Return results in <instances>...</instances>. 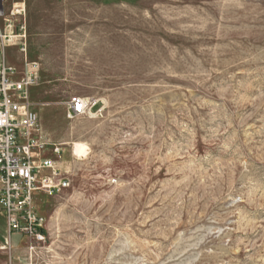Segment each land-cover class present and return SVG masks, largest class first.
<instances>
[{"label": "rangeland", "instance_id": "rangeland-1", "mask_svg": "<svg viewBox=\"0 0 264 264\" xmlns=\"http://www.w3.org/2000/svg\"><path fill=\"white\" fill-rule=\"evenodd\" d=\"M23 1L69 184L0 264H264V0ZM74 96L96 105L69 118Z\"/></svg>", "mask_w": 264, "mask_h": 264}, {"label": "built area", "instance_id": "built-area-1", "mask_svg": "<svg viewBox=\"0 0 264 264\" xmlns=\"http://www.w3.org/2000/svg\"><path fill=\"white\" fill-rule=\"evenodd\" d=\"M0 0V17L6 12ZM14 20L7 21L11 33H1L5 43L22 40L25 51L26 6L15 3L9 11ZM20 18V19H19ZM19 30L16 31V21ZM39 64L30 62L25 70L2 65L0 67V208L6 215L10 232L33 236L38 242L45 238L35 201L40 193L52 196L68 186L55 158L45 154L44 143L36 135L38 114L30 103V87L38 79ZM96 102L74 96L68 104L67 115L75 118L91 110ZM55 156L62 148L54 147Z\"/></svg>", "mask_w": 264, "mask_h": 264}, {"label": "crops", "instance_id": "crops-1", "mask_svg": "<svg viewBox=\"0 0 264 264\" xmlns=\"http://www.w3.org/2000/svg\"><path fill=\"white\" fill-rule=\"evenodd\" d=\"M22 1L23 0H6L3 3L6 14L5 16L0 17V32L1 33H11L12 32V28L7 27V21L14 20L15 17H12V15L9 14V11L12 9L13 4L20 3ZM18 23H19V20L16 21V24H17L16 31L19 30ZM13 41H14L13 43L7 44L0 37V67L2 65H6L9 67H13L20 71L25 70L30 64V62H34V60H31L29 58L28 41L27 39H25V42L27 45V49L25 51L22 49V46H21L22 40L20 38L17 37ZM31 88L32 86L30 87L29 92H31ZM0 214H4L3 218H4V224H5V226H0V235L5 234L3 235V237L0 236V243H3V239H5V241L9 243L10 246H12V241L14 239L13 235L14 234L18 235V233L10 232L7 226L6 215L1 208H0Z\"/></svg>", "mask_w": 264, "mask_h": 264}, {"label": "bare ground", "instance_id": "bare-ground-1", "mask_svg": "<svg viewBox=\"0 0 264 264\" xmlns=\"http://www.w3.org/2000/svg\"><path fill=\"white\" fill-rule=\"evenodd\" d=\"M39 130H40V123H39V117H38V123H37V127H36V135H37V137L41 138ZM64 144H66V143H64ZM55 147H60V146H55ZM71 152L75 157L82 158V157L87 155L88 146L83 142H74L73 146L71 147ZM60 157H62V154Z\"/></svg>", "mask_w": 264, "mask_h": 264}]
</instances>
